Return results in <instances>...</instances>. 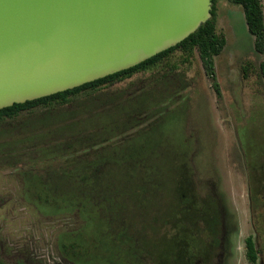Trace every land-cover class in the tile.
<instances>
[{"label":"trees","instance_id":"1","mask_svg":"<svg viewBox=\"0 0 264 264\" xmlns=\"http://www.w3.org/2000/svg\"><path fill=\"white\" fill-rule=\"evenodd\" d=\"M228 1L243 7L255 51L264 55L263 0ZM226 44L217 32L213 0L212 18L175 47L75 89L0 110V137L12 140L11 166L26 161L30 166L21 172L30 202L78 223L58 240L64 259L199 264L203 254L221 245L218 200L198 198L188 146L168 138L180 114L163 103L187 85L180 64L168 62L176 52L184 64L198 53L220 98L215 59ZM259 71L264 78V62ZM147 74L151 77L144 80ZM256 185L260 192L263 187ZM255 228L257 239L245 240L250 264H258L264 248V236ZM0 264H6L1 257Z\"/></svg>","mask_w":264,"mask_h":264},{"label":"rangeland","instance_id":"2","mask_svg":"<svg viewBox=\"0 0 264 264\" xmlns=\"http://www.w3.org/2000/svg\"><path fill=\"white\" fill-rule=\"evenodd\" d=\"M216 9L217 32L227 40L215 59L221 97L198 53L184 64L185 57L176 52L168 62L181 65L178 72L187 85L163 106L180 114L168 138L188 146L198 198L202 202L211 197L219 203L221 245L203 254L199 264H250L245 240L257 239L255 225L264 236V78L259 71L264 55L255 51L242 6L216 0ZM138 79L139 75L133 80ZM7 137H0L1 259L6 264H72L62 257L58 240L78 223L50 215L30 202L21 175L30 166L27 161L11 166L7 144L12 140ZM256 183L263 187L260 192ZM145 262L152 264L148 258ZM258 264H264V248Z\"/></svg>","mask_w":264,"mask_h":264},{"label":"water","instance_id":"3","mask_svg":"<svg viewBox=\"0 0 264 264\" xmlns=\"http://www.w3.org/2000/svg\"><path fill=\"white\" fill-rule=\"evenodd\" d=\"M213 0H0V110L135 67L212 18Z\"/></svg>","mask_w":264,"mask_h":264},{"label":"crops","instance_id":"4","mask_svg":"<svg viewBox=\"0 0 264 264\" xmlns=\"http://www.w3.org/2000/svg\"><path fill=\"white\" fill-rule=\"evenodd\" d=\"M264 4V3H263Z\"/></svg>","mask_w":264,"mask_h":264}]
</instances>
